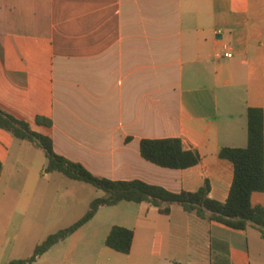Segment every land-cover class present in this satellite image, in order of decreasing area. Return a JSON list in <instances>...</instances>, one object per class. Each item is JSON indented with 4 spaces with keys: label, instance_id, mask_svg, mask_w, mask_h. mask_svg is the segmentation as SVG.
I'll list each match as a JSON object with an SVG mask.
<instances>
[{
    "label": "crops",
    "instance_id": "1",
    "mask_svg": "<svg viewBox=\"0 0 264 264\" xmlns=\"http://www.w3.org/2000/svg\"><path fill=\"white\" fill-rule=\"evenodd\" d=\"M0 107L97 176L172 192L209 180L211 198L225 202L234 167L219 152L246 147L247 110L264 111V0H0ZM39 116L53 126L37 124ZM175 137L198 150V165L170 169L141 156V139ZM14 141L0 129V185ZM22 166L42 204V186L58 172L30 181ZM251 201L264 206V192ZM121 203L130 204L108 220L101 207L73 234L85 251L47 258L54 246L34 264H87L80 261L94 241L85 238L106 240L114 225L135 237L129 254L104 251L110 264H264V238L252 227L235 230L178 205L164 215ZM39 208L28 226L44 225Z\"/></svg>",
    "mask_w": 264,
    "mask_h": 264
},
{
    "label": "trees",
    "instance_id": "2",
    "mask_svg": "<svg viewBox=\"0 0 264 264\" xmlns=\"http://www.w3.org/2000/svg\"><path fill=\"white\" fill-rule=\"evenodd\" d=\"M248 142L246 147H223L219 156L233 164L234 177L230 193L225 202L211 198L209 180L194 192H172L160 185L142 180H112L97 176L82 163L58 154L53 138L32 128L29 122L19 119L0 107V129L14 138L28 141L41 149L47 164L45 173L58 172L64 176L90 184L105 192V196L95 198L88 211L74 224L50 234L38 245L34 253L24 259H16L8 264H34L41 256L57 244L78 232L104 206H114L123 201L147 203L158 208L161 214L169 215L173 205H178L187 213L199 218L215 221L235 230L252 227L264 238V206L252 204V195L264 192V111L249 107L247 110ZM36 123L53 126V120L39 116ZM131 138H127V141ZM141 156L158 166L170 169H187L198 165L202 157L195 148H187L182 138H143L140 140ZM3 162L0 159V176ZM135 232L133 229L114 225L105 245L116 252L129 254L132 250Z\"/></svg>",
    "mask_w": 264,
    "mask_h": 264
},
{
    "label": "rangeland",
    "instance_id": "3",
    "mask_svg": "<svg viewBox=\"0 0 264 264\" xmlns=\"http://www.w3.org/2000/svg\"><path fill=\"white\" fill-rule=\"evenodd\" d=\"M14 140L15 143L5 160L6 171L0 185V264H8L12 260L30 257L36 247L43 243L50 234L74 224L88 211L90 203L95 198L106 195L104 191L90 184L56 173L54 176L57 179H53L48 185L44 184L42 186L46 190L47 196L45 201L39 204L37 198L34 197V194L36 196L40 192L36 189V185L34 186L31 182L25 184L24 180H21L26 172L22 163H26L32 169L29 175L30 181L35 173H37V176L42 177L45 174V154L28 141L15 138ZM23 144H27L26 146H29L30 150L23 152ZM37 152H40L41 158H39ZM13 172L15 177H19L20 180L11 178ZM64 193L69 196L61 197ZM125 204L130 203L104 206L101 209L100 216L106 220L111 219L112 214L124 210ZM131 204L132 206H138L136 203ZM40 206H42V211L37 219L40 221V217H43L44 225L28 226L27 224H30L31 219L35 218L34 213L40 209ZM24 211H28V216ZM93 237L94 240L88 236L85 238L86 241H94V245L86 249V253H84L80 262L110 264L112 260L104 251L109 250L112 254L118 252L105 245L103 234L97 235L96 238ZM80 241L79 233L72 235L65 242L56 245L49 252L47 258L60 257L66 251L77 253L85 251L84 244L81 245L80 249H77Z\"/></svg>",
    "mask_w": 264,
    "mask_h": 264
},
{
    "label": "built area",
    "instance_id": "4",
    "mask_svg": "<svg viewBox=\"0 0 264 264\" xmlns=\"http://www.w3.org/2000/svg\"><path fill=\"white\" fill-rule=\"evenodd\" d=\"M226 56H228V57H231V56H232V54H230V53H226Z\"/></svg>",
    "mask_w": 264,
    "mask_h": 264
}]
</instances>
